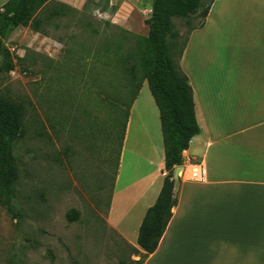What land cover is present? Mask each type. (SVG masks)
I'll return each instance as SVG.
<instances>
[{
  "label": "rangeland",
  "instance_id": "obj_1",
  "mask_svg": "<svg viewBox=\"0 0 264 264\" xmlns=\"http://www.w3.org/2000/svg\"><path fill=\"white\" fill-rule=\"evenodd\" d=\"M150 8V0H46L34 20L40 21L38 33L20 27L5 41L12 70L0 75V94L22 103L25 129L15 145L17 179L11 212L0 192V264L143 263L145 255L106 223L121 127L109 142L97 132L91 91L101 69L93 55H110V79L123 86L113 55L131 54L138 43L146 54ZM52 11L59 14L46 20ZM201 22L199 16L172 19L178 34L171 55L175 62L188 34ZM219 34L227 39L240 36L225 30ZM140 67L138 77L143 76ZM145 82L132 111L127 151L134 145L136 123L143 124L141 111L151 114L144 103L149 93ZM221 119L226 120L220 117L210 124ZM210 126L226 135L254 125ZM135 149L140 155L149 153L143 139ZM138 169L143 171L144 166ZM177 175L180 180L181 172ZM68 217L75 220L69 222Z\"/></svg>",
  "mask_w": 264,
  "mask_h": 264
},
{
  "label": "crops",
  "instance_id": "obj_2",
  "mask_svg": "<svg viewBox=\"0 0 264 264\" xmlns=\"http://www.w3.org/2000/svg\"><path fill=\"white\" fill-rule=\"evenodd\" d=\"M8 1L0 0V11ZM220 2L211 5L201 28L191 30L178 58L200 129L182 161L202 165L207 178L197 183L174 177L177 205L151 254L137 245V237L166 175L164 140L149 91L144 103L151 114L141 111L143 124L136 123L127 151L142 86L129 109L106 223L145 255L142 264H264V0ZM223 30L240 36L222 38ZM212 117L226 120L211 124L254 126L222 135L210 126ZM140 139L148 155L136 151ZM182 170L174 169L181 175Z\"/></svg>",
  "mask_w": 264,
  "mask_h": 264
},
{
  "label": "trees",
  "instance_id": "obj_3",
  "mask_svg": "<svg viewBox=\"0 0 264 264\" xmlns=\"http://www.w3.org/2000/svg\"><path fill=\"white\" fill-rule=\"evenodd\" d=\"M150 1V16L146 21V54H143L142 43H138L131 54L113 55L118 63V82L123 86H117L113 79H110V55H93L94 61L101 62V69L97 72L95 80L98 85H93L94 91H91L95 99L92 104L96 111L95 120L92 121L94 128L109 142L115 137V129L120 126V148L129 109L144 81L147 82L158 108L165 147L166 175L157 200L147 210L138 231L137 245L146 254L155 251L172 216V209L177 205L173 194L174 169L183 164L182 153L187 150L191 139L200 134L187 77L171 56L174 41L178 37L173 30L172 19L199 16L204 20L215 0ZM45 2L46 0H9L3 5L0 11V75L12 70L11 54L5 41L20 27H28L38 33L40 21L34 20ZM61 8L63 10L66 7L63 5ZM57 14L58 11H52L46 20L56 17ZM202 26L203 22L197 28ZM183 48L180 50V56ZM105 51L107 52L106 46ZM142 55H147L145 60ZM138 67L143 69L142 77L137 75ZM24 116L22 103H17L8 94H0V192L4 195L10 212L17 179L15 145L24 134ZM117 155L119 157V151ZM77 215L78 213H75L74 217ZM74 217H68V221L72 222Z\"/></svg>",
  "mask_w": 264,
  "mask_h": 264
},
{
  "label": "built area",
  "instance_id": "obj_4",
  "mask_svg": "<svg viewBox=\"0 0 264 264\" xmlns=\"http://www.w3.org/2000/svg\"><path fill=\"white\" fill-rule=\"evenodd\" d=\"M182 168V175L180 178H183L186 181L203 183L206 181L207 175L200 164L185 163L180 166Z\"/></svg>",
  "mask_w": 264,
  "mask_h": 264
},
{
  "label": "water",
  "instance_id": "obj_5",
  "mask_svg": "<svg viewBox=\"0 0 264 264\" xmlns=\"http://www.w3.org/2000/svg\"><path fill=\"white\" fill-rule=\"evenodd\" d=\"M176 176H177V173H175L174 177H176Z\"/></svg>",
  "mask_w": 264,
  "mask_h": 264
}]
</instances>
